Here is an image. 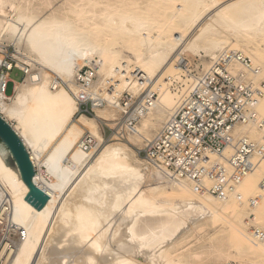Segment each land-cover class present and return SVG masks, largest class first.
<instances>
[{"label":"bare ground","instance_id":"bare-ground-1","mask_svg":"<svg viewBox=\"0 0 264 264\" xmlns=\"http://www.w3.org/2000/svg\"><path fill=\"white\" fill-rule=\"evenodd\" d=\"M167 1L176 4L170 13L175 31L155 27L138 12L135 0H89L84 29L100 25L124 39L135 55L129 62L120 49L98 42L60 16L74 0L59 7L47 0L45 4L51 8L45 14H41L44 7L31 0H0V42L7 36L14 43L26 40L35 55L34 59L25 55L28 59L23 60L32 65L33 72L18 82L8 100L0 101V114L25 142L38 186L49 195L47 204L36 208L27 200L29 187L0 156V200L9 201L10 221L22 233L2 264H179L171 252L191 228L223 214H248L251 221L264 220V160L228 197L217 198L197 192L189 180L170 177L131 150L134 144L151 139L147 136L151 128L179 106L181 98L170 93L168 83L180 80L186 85L183 96L190 92L192 79L182 78L190 72L183 65L188 64L185 53L215 59L226 50L243 56L246 52L251 60L244 57L258 71L255 75L263 73L264 49L259 44L264 42V0ZM237 40L256 48L240 52L235 47ZM6 55L0 54V60ZM98 58L99 77L92 91L99 104L104 101L116 108L127 91L135 96L145 88L158 92L127 142L105 141L97 124L104 122V105L95 106L97 120L80 112L81 101L75 93L85 91H77L75 74L83 63ZM178 58L183 64H178ZM34 60L45 68V75L43 67L39 66L40 71L34 68ZM48 73L63 77L69 87L54 86ZM263 100L264 94L257 106L262 127L240 125V135L255 140L250 133L260 129L264 139ZM154 109L157 115L149 122L147 117ZM86 130L100 147L84 149ZM245 190L258 197L249 202ZM237 230L254 251L263 250L264 240L253 231L243 225Z\"/></svg>","mask_w":264,"mask_h":264},{"label":"built area","instance_id":"built-area-1","mask_svg":"<svg viewBox=\"0 0 264 264\" xmlns=\"http://www.w3.org/2000/svg\"><path fill=\"white\" fill-rule=\"evenodd\" d=\"M98 61L79 66L73 81L77 91H85L75 93L81 101L80 112L85 115L96 112L95 106L105 104L104 101L99 104L90 95L98 78ZM236 63L242 68L235 71ZM184 66L187 68V64ZM13 69L22 71L24 76L33 72L32 65L20 58L7 54L0 60V101L8 100L7 95L14 92H6ZM249 71L258 72L241 53L226 50L213 59L209 69L194 74L190 92L155 136L146 141L142 151L147 163L170 177L189 180L199 193L226 198L234 192L257 163L264 160V141L237 132L240 125L262 127L257 106L264 94V81L255 86L248 76ZM52 84L58 88L69 87V83L56 74L52 76ZM157 97V91L146 88L138 96L128 91L123 93L120 97L122 117L115 127H110L109 140H123L135 133L139 121ZM82 145L85 150L100 146L91 134L83 136ZM262 184L264 186V179ZM10 212L9 201L0 200V259L14 250L22 234L10 221ZM252 231L264 240V230L254 228Z\"/></svg>","mask_w":264,"mask_h":264},{"label":"rangeland","instance_id":"rangeland-1","mask_svg":"<svg viewBox=\"0 0 264 264\" xmlns=\"http://www.w3.org/2000/svg\"><path fill=\"white\" fill-rule=\"evenodd\" d=\"M46 1L47 0H31V2L34 3L36 6L41 5L42 7H44L43 13L41 14H45L51 8V6H46L45 4ZM49 1L52 2V7L53 6L59 7L66 0H49ZM135 1L137 2L136 7H137L138 12L143 13L145 17L155 27L161 28V29L164 27H167L168 30H170L171 28L174 31L177 30L176 23L172 22L170 19V13L172 12L174 6H176L174 2H169L167 0H135ZM88 2L89 0H74L73 6H71V8L68 10H64L60 14V16H62L63 18H67L71 22V26L73 28L82 29L85 33H87V35L96 37V40L98 42L110 43L112 44L114 48L120 49L123 52V54L126 55L125 59L129 62H132L135 56L133 49H131L130 47L124 44V39L120 37H116L114 34L104 31L103 28L100 27V25H94L90 27L89 30L84 29L85 22L88 18V15L85 13V7L88 4ZM9 10H11V8H9ZM14 40L15 39L13 37L7 36L6 38L2 40V42H0L1 48L3 50L2 52L0 51L1 57L4 56L6 52L7 54H9L11 57L15 59L20 58L23 60L24 58H26L25 60H27L28 57L35 58L34 54L31 55V52L29 50L26 40H23L22 42H19V43H17L16 41L14 43ZM235 43H236L235 45L236 49H238V51L240 50V52L244 50L250 51L256 48L255 45H252V44H249L248 42H244L240 40H237ZM259 48L264 49V42L259 44ZM25 55L28 57H26ZM184 56H186V60L188 61L187 69H189L188 71H190L188 73L189 75L187 76L184 75L182 77L184 80H189V78H192L194 74H201L206 69H209L213 61L212 60L213 58H210L209 56H204V57L194 56L193 54H190L188 52L185 53ZM244 56L250 59L249 54H247L246 52ZM181 60L180 58H178L177 62L179 61L180 64H183ZM34 61L37 62L35 63L36 65L34 68L40 71V68L43 66H41V64H39L40 62H38L37 60H34ZM82 63L83 62L80 61L81 65ZM241 68H242V65L239 63L236 67V70H239ZM41 69H42L41 72H43L45 75L47 73L45 68L43 67ZM134 73H136V71L133 70V74ZM48 74H49V80L51 79L52 81V75L50 73ZM9 76L12 81H10L7 86L6 92L8 94L12 92L14 81H20L22 78H24L23 72L18 69H13L10 72ZM248 76L253 79L255 86H259L260 83L264 81V66H263L262 74L260 73L258 75H255L254 72L249 71ZM255 76H259V77H257L256 79ZM98 77H99V73H98ZM189 84L190 83L188 82V85ZM168 85L167 87L169 88V91H171L170 93H172L176 97V99L181 98L182 100L184 98L183 91H184V88L186 87V85H184V82L182 83L180 80H178L177 82L173 84L168 83ZM90 95L95 96L93 95V93H90ZM138 95L139 94H137L136 96ZM104 106L105 107H101L104 110V111H101L104 114L103 115L104 122L97 121L98 127L100 128V131L104 134V138L107 144L121 142V140H117V139L109 140V136L111 133L110 127L111 128L115 127L114 125L122 117L121 109L120 107H116V108L114 107L115 108L114 109L113 107L109 106L108 102H105ZM262 106H263L262 109H260V112H261L260 115L262 116V119H264V100H263ZM97 115L98 114H97V109H96V112H94L93 114L87 115V116L92 117L97 120L98 119ZM156 115H157V110L154 109L148 115L147 117L148 121L153 122L151 118L153 119V117H155ZM166 117L159 124L151 128L150 132L147 134L149 138L153 137V135L158 131V129L162 127V125L164 124V121L168 119ZM14 123L16 124L17 122L14 121ZM259 131L260 129L254 130L250 133V135L253 138L255 137L254 139L256 141H264V139L261 138ZM86 134L92 135V132L90 130H86L83 136ZM128 137L124 139L126 140L124 142H127ZM62 139L63 138H60L59 141H61ZM144 146H145V142L142 144H134L133 146H131L133 147L131 150H134V152H137V154L139 153L138 156L144 157V152L142 151ZM101 147H103V145ZM138 149H139V152H138ZM44 168L42 169L43 171L46 170V167ZM82 182L83 181H81V183ZM244 193H245V196H247V199L249 200V202H251L252 199H256L258 197V194H256L255 192H249L245 190ZM258 214L262 218V215L260 213ZM251 216L252 215L248 216L247 214V215H243L242 217H234L233 215L223 214L222 216L220 215L210 221L199 224L191 228V230H189L188 233L179 240L174 250H172L171 256L179 264H264V248L263 250L260 249V251H254L250 247L248 240L245 239L244 237L242 238L237 230L238 227H240V225H243L250 232H252L254 228H260L264 230V220L263 219L257 220L258 222L261 223V224H257L256 220L255 222L250 220ZM237 222L238 224L240 222V225H238ZM5 256L6 255L1 257L0 259L1 264L3 263Z\"/></svg>","mask_w":264,"mask_h":264},{"label":"water","instance_id":"water-1","mask_svg":"<svg viewBox=\"0 0 264 264\" xmlns=\"http://www.w3.org/2000/svg\"><path fill=\"white\" fill-rule=\"evenodd\" d=\"M0 156L6 166H11L19 173L29 187L27 200L36 208H43L49 195L38 186L36 167L30 151L14 127L0 114Z\"/></svg>","mask_w":264,"mask_h":264},{"label":"crops","instance_id":"crops-1","mask_svg":"<svg viewBox=\"0 0 264 264\" xmlns=\"http://www.w3.org/2000/svg\"><path fill=\"white\" fill-rule=\"evenodd\" d=\"M22 79H23V78H22ZM22 79H21V80H22ZM21 80H20V81H21ZM11 81H12V80H11ZM18 82H19V81H14V85H13V89H12V92H13V91H14V92H13L12 94L15 93ZM12 94H10V95H12Z\"/></svg>","mask_w":264,"mask_h":264}]
</instances>
